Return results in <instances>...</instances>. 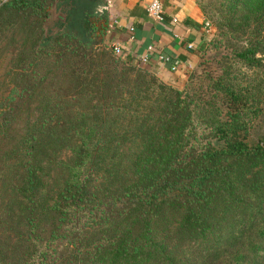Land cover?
<instances>
[{
    "label": "trees",
    "instance_id": "1",
    "mask_svg": "<svg viewBox=\"0 0 264 264\" xmlns=\"http://www.w3.org/2000/svg\"><path fill=\"white\" fill-rule=\"evenodd\" d=\"M104 3L0 0V264H264V100L113 58ZM216 12L264 72V0Z\"/></svg>",
    "mask_w": 264,
    "mask_h": 264
},
{
    "label": "crops",
    "instance_id": "2",
    "mask_svg": "<svg viewBox=\"0 0 264 264\" xmlns=\"http://www.w3.org/2000/svg\"><path fill=\"white\" fill-rule=\"evenodd\" d=\"M150 1L105 0L102 8L107 7L108 21L113 25L105 44H120L123 58L135 60L148 54L146 68L158 76L181 77L196 65L199 49L206 43L207 23L195 0H158L163 6L164 19L155 22L146 13ZM172 20L177 23L173 24ZM188 44L191 49L187 48ZM159 56L169 58L170 62H160ZM172 66L175 71L170 70Z\"/></svg>",
    "mask_w": 264,
    "mask_h": 264
},
{
    "label": "rangeland",
    "instance_id": "3",
    "mask_svg": "<svg viewBox=\"0 0 264 264\" xmlns=\"http://www.w3.org/2000/svg\"><path fill=\"white\" fill-rule=\"evenodd\" d=\"M227 1L228 0H225V2ZM225 2L224 0H201V3L205 6L203 16L205 21H208L207 24L209 23L208 26H210V28L208 27L209 34H207V39L205 41L206 43H204L203 48L200 51L195 67L186 71L181 77H175L173 74H169L167 77L158 76L154 73L153 74L159 81L178 90L183 89L189 77H192V83L205 81L208 85L210 82H212V78H216L217 76L224 74L226 77H230L233 82H236L243 87H246L247 85L253 86L256 90V96L264 100V72L262 70L247 67L245 64H243L236 57L237 48L241 46V42H236L231 37H224L221 39V31L220 29L217 30L215 27V20L218 16L216 9ZM59 16L60 14L56 12L55 6H53L50 20L41 24L42 26L40 31L42 30L43 36L57 31L55 21ZM38 30L39 29H37L35 33H37ZM15 36L13 40H15ZM14 47V44L12 46L10 45V47H6L4 50H2V47H0V97L6 90L2 84L4 77L3 75L6 71L5 67L8 66V58L11 56ZM102 49L108 50L113 58L121 60L112 53L109 46L104 45L100 47V50ZM13 62L15 61L13 60ZM12 69H15L14 66H12ZM210 76H212V78L208 79ZM262 116V122L264 123V110H262ZM263 131L264 125L261 124L258 127L256 126L252 131V136L257 137Z\"/></svg>",
    "mask_w": 264,
    "mask_h": 264
},
{
    "label": "built area",
    "instance_id": "4",
    "mask_svg": "<svg viewBox=\"0 0 264 264\" xmlns=\"http://www.w3.org/2000/svg\"><path fill=\"white\" fill-rule=\"evenodd\" d=\"M108 9L107 7H103L101 8L102 12H106ZM146 13L147 15L155 22H162L164 19V10H163V6L162 4L158 1V0H151L150 3L148 4L147 8H146ZM173 24H176L177 21L176 20H172ZM113 29V25L108 21V27H107V34L111 33V30ZM205 31L206 34H209V30L208 27H205ZM130 40H133V37L130 38ZM109 48L111 49L112 53L117 56V57H124V51L122 49V46L118 43L109 46ZM188 49H191L192 46L190 44L187 45ZM151 51V48H148V53ZM149 60V56L148 54H145L141 57H139V63L141 65H145L148 63ZM159 61L162 63H168L170 62V59L164 56H159ZM171 71H175V67L172 66L170 68Z\"/></svg>",
    "mask_w": 264,
    "mask_h": 264
},
{
    "label": "water",
    "instance_id": "5",
    "mask_svg": "<svg viewBox=\"0 0 264 264\" xmlns=\"http://www.w3.org/2000/svg\"><path fill=\"white\" fill-rule=\"evenodd\" d=\"M58 18H61V16H59Z\"/></svg>",
    "mask_w": 264,
    "mask_h": 264
}]
</instances>
